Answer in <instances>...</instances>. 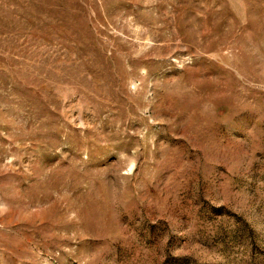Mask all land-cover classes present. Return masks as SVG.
<instances>
[{
	"label": "rangeland",
	"instance_id": "1",
	"mask_svg": "<svg viewBox=\"0 0 264 264\" xmlns=\"http://www.w3.org/2000/svg\"><path fill=\"white\" fill-rule=\"evenodd\" d=\"M0 264H264V0H0Z\"/></svg>",
	"mask_w": 264,
	"mask_h": 264
}]
</instances>
